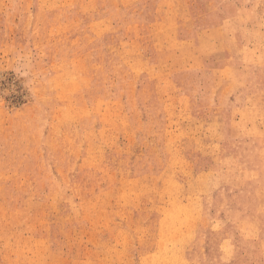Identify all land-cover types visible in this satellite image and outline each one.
<instances>
[{
    "label": "rangeland",
    "instance_id": "rangeland-1",
    "mask_svg": "<svg viewBox=\"0 0 264 264\" xmlns=\"http://www.w3.org/2000/svg\"><path fill=\"white\" fill-rule=\"evenodd\" d=\"M0 264H264V0H0Z\"/></svg>",
    "mask_w": 264,
    "mask_h": 264
}]
</instances>
